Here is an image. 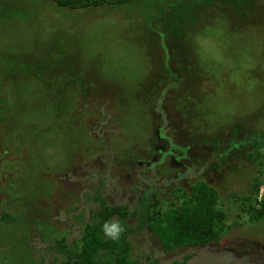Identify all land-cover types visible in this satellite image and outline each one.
I'll use <instances>...</instances> for the list:
<instances>
[{"label":"rangeland","instance_id":"rangeland-1","mask_svg":"<svg viewBox=\"0 0 264 264\" xmlns=\"http://www.w3.org/2000/svg\"><path fill=\"white\" fill-rule=\"evenodd\" d=\"M196 2L0 0V264H64L55 243L80 239L99 191L131 211L149 193L162 211L199 181L240 226L171 252L146 230L132 257L264 264V222L242 201L264 178L250 157L264 133V0Z\"/></svg>","mask_w":264,"mask_h":264},{"label":"trees","instance_id":"trees-1","mask_svg":"<svg viewBox=\"0 0 264 264\" xmlns=\"http://www.w3.org/2000/svg\"><path fill=\"white\" fill-rule=\"evenodd\" d=\"M50 1L59 8L82 10L92 7H118L136 0ZM208 1L197 0L196 4ZM183 4L184 2L180 5ZM246 14L240 13V17L243 18ZM250 138L251 145L255 149V153L250 157L263 166L264 133H255ZM174 195L179 199V204L159 211L155 204L157 201L151 199L147 193L137 201L131 211L126 205H110L99 191L96 194L99 207L91 213L80 239L74 242L72 247L66 243L65 238L55 243L61 262L64 264H140L132 257L130 237L146 230L158 238L164 252H171L220 242L224 234L240 226L239 222L227 223V214L222 207L219 192L205 181L196 182L190 186L189 190L177 189ZM242 201L247 206L246 212L251 223L264 222V178L257 176L254 179L251 195L244 197ZM129 217L136 220V227L130 226ZM115 219H118V223L114 222ZM105 225L109 228L114 225L119 226L122 229L119 238L114 240L109 237L106 234ZM189 259L186 257L184 261L174 262V264H186Z\"/></svg>","mask_w":264,"mask_h":264},{"label":"clouds","instance_id":"clouds-1","mask_svg":"<svg viewBox=\"0 0 264 264\" xmlns=\"http://www.w3.org/2000/svg\"><path fill=\"white\" fill-rule=\"evenodd\" d=\"M106 234L111 237L112 239H118L122 229L119 226H112L111 228L108 225H105Z\"/></svg>","mask_w":264,"mask_h":264}]
</instances>
